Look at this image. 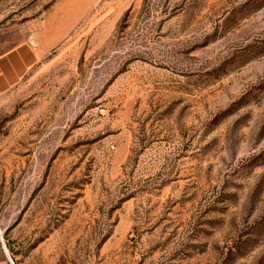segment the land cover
Here are the masks:
<instances>
[{
    "label": "rangeland",
    "instance_id": "1",
    "mask_svg": "<svg viewBox=\"0 0 264 264\" xmlns=\"http://www.w3.org/2000/svg\"><path fill=\"white\" fill-rule=\"evenodd\" d=\"M4 26L40 50L0 94L13 264H264V0H0Z\"/></svg>",
    "mask_w": 264,
    "mask_h": 264
},
{
    "label": "crops",
    "instance_id": "2",
    "mask_svg": "<svg viewBox=\"0 0 264 264\" xmlns=\"http://www.w3.org/2000/svg\"><path fill=\"white\" fill-rule=\"evenodd\" d=\"M14 27H0V35L12 32ZM0 46L4 49L0 51V94L5 92L30 69L38 60L40 50L30 42L3 38Z\"/></svg>",
    "mask_w": 264,
    "mask_h": 264
},
{
    "label": "bare ground",
    "instance_id": "3",
    "mask_svg": "<svg viewBox=\"0 0 264 264\" xmlns=\"http://www.w3.org/2000/svg\"><path fill=\"white\" fill-rule=\"evenodd\" d=\"M0 246H1L2 252H3L4 256L6 257V259L8 260V262H9L10 264H13V263L11 262L10 258H9L8 255H7L6 248H5V244H4V241H3L2 238H0Z\"/></svg>",
    "mask_w": 264,
    "mask_h": 264
}]
</instances>
